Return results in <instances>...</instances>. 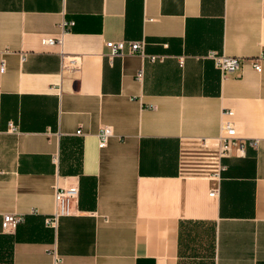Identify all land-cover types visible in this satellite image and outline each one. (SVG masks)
<instances>
[{"label":"crops","instance_id":"1","mask_svg":"<svg viewBox=\"0 0 264 264\" xmlns=\"http://www.w3.org/2000/svg\"><path fill=\"white\" fill-rule=\"evenodd\" d=\"M142 40L162 59L106 55ZM262 50L264 0H0V264H197L207 226L212 264H264ZM210 52L240 68L222 79ZM227 121L256 146L222 156ZM72 182L74 214L45 227Z\"/></svg>","mask_w":264,"mask_h":264},{"label":"built area","instance_id":"2","mask_svg":"<svg viewBox=\"0 0 264 264\" xmlns=\"http://www.w3.org/2000/svg\"><path fill=\"white\" fill-rule=\"evenodd\" d=\"M43 45L53 46L55 44L61 45V38L44 37L41 40ZM145 42L142 41H114L106 42L104 47L106 49V55L109 58L120 57L125 53L133 54L137 53L142 57H146L150 62H155L162 59V56L146 55L144 53ZM208 57L214 62V66L219 70L221 78L224 79L228 75L235 73L241 65V58L233 56L218 55L214 52H210ZM264 60V50H262L256 57L250 60V64L254 71L257 73L261 72L260 61ZM182 64V62L180 61ZM4 64L1 63L0 72H3ZM136 79H142V71H138ZM228 117H231L233 113L228 110L226 112ZM10 130H14L13 126H10ZM223 134L220 137L222 156L228 154V152L235 148L238 152L244 150L246 146L255 147L256 140H244L236 137V131L234 124L230 121L224 123L222 127ZM76 134H81L80 130L76 131ZM113 135L112 128L110 126H103L100 128L97 134V145L98 148L102 149L107 146L109 138ZM78 198V186L72 182L64 184L62 186L56 185L54 192V210L53 212L44 219V225L47 228L56 230L60 218L70 216L74 214L72 210V204L76 202ZM23 221V216L20 214H5L2 218V231L6 234H12L17 225Z\"/></svg>","mask_w":264,"mask_h":264},{"label":"rangeland","instance_id":"3","mask_svg":"<svg viewBox=\"0 0 264 264\" xmlns=\"http://www.w3.org/2000/svg\"><path fill=\"white\" fill-rule=\"evenodd\" d=\"M202 242L204 244L203 250L199 247L200 252L194 253L195 257L198 258L196 262L197 264H212L213 263L214 239H213V229L211 226L205 227L204 237H203V240L201 241V244ZM190 254H192V252H190Z\"/></svg>","mask_w":264,"mask_h":264}]
</instances>
